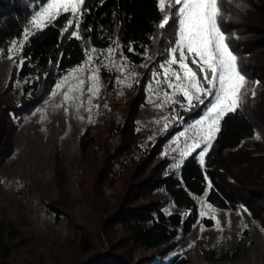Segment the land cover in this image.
Instances as JSON below:
<instances>
[{
	"label": "trees",
	"instance_id": "obj_1",
	"mask_svg": "<svg viewBox=\"0 0 264 264\" xmlns=\"http://www.w3.org/2000/svg\"><path fill=\"white\" fill-rule=\"evenodd\" d=\"M47 1L0 0V57L13 41L24 39L31 18ZM82 11L79 39L70 36L75 31V17L64 13L24 41L22 62L12 74L20 104L10 108L0 104V166L14 149L13 117L30 114L66 72L82 63L87 48H117L131 64L138 66L148 56L153 59L152 64L163 63L174 46L175 29L158 28L161 14L157 0H85ZM69 19L73 20V27L64 32ZM222 30L230 37V47L238 58L250 56L248 64L241 65L242 69L250 78L264 79V0L226 2ZM201 113L202 107L191 115ZM136 114L137 111L128 112L118 133L120 143L113 153L110 147H100L101 160L88 158L95 145L90 130L81 137L83 163L90 172L93 169L97 172L91 202L99 219L100 244L93 243L88 235L82 237V254H87V258L78 264H190L185 256H168L177 237L187 236L200 220L198 198L205 194L207 202L217 208L235 211L244 206L264 227V140L247 145L264 128V98L227 114L220 122L221 131L204 164L194 153L178 173L164 174L165 168L161 166L146 171L171 132L143 154L134 129ZM117 179L122 181V188L110 200L104 187ZM66 181V172L57 159L56 182L61 196L58 206H49L57 218L60 207L69 206L71 201ZM160 191L181 212H166ZM201 221L210 224L208 219ZM115 224H119L125 236L119 237ZM138 249L155 252L137 258ZM10 254L11 249L0 239V264H9ZM205 256L209 263L220 260L227 264L239 257L223 245L206 251Z\"/></svg>",
	"mask_w": 264,
	"mask_h": 264
},
{
	"label": "rangeland",
	"instance_id": "obj_2",
	"mask_svg": "<svg viewBox=\"0 0 264 264\" xmlns=\"http://www.w3.org/2000/svg\"><path fill=\"white\" fill-rule=\"evenodd\" d=\"M47 2L31 18L30 34L42 29L32 22ZM45 24H48L47 21ZM11 49L12 45L0 57V104L4 108L20 104L14 91L17 82L12 74L21 64L22 49L15 52ZM111 49L115 51L109 54L108 49L87 48L86 52L92 57L90 62L86 55L80 65L66 72L55 83L49 95L30 114L22 118L13 117L16 124L14 149L0 166V239L11 249L7 259L9 264H78L87 258V254H82V237L88 235L93 243L100 244L97 234L99 219L91 202L97 172L94 169L90 172L89 166L83 163L80 149L81 137L88 129L95 140L88 155L90 161L92 158L102 159L100 147H110L113 153L120 143L118 133L129 111H137L134 129L139 139L138 148L143 154L158 139L171 132L146 171L161 166L165 168L164 174L178 173L192 154L197 153L199 159L200 148L190 151L187 156L181 154L202 138L196 121L205 116L211 98L188 110L182 93L169 88L164 82L160 65L170 56L160 64H152L153 59L148 56L137 66L125 59L117 48ZM249 57L238 58L248 81L241 90L243 98L240 107L264 98V79L250 78L241 67L248 64ZM81 66L83 71L73 74V70ZM171 67L178 68V65ZM118 68L122 70L118 71ZM94 71L100 88L93 96L89 88L92 87L90 77ZM65 78L67 81L61 83ZM81 79L83 85L79 83ZM157 79L161 82L157 83ZM57 84H61L59 89ZM69 88L74 89L69 95L76 99L65 101L64 94ZM53 92L56 94L53 95ZM165 92L171 97L167 103ZM200 107L202 113L199 116L191 115ZM263 140L264 128H260L247 145ZM57 159L66 172V189L71 196L69 206L60 207L58 218L49 208L58 206L61 196L56 182ZM121 188L122 181L117 179L105 185V195L113 200V195ZM159 194L162 203L166 204L163 208L166 212H181L165 192L160 191ZM198 203L200 220L187 236L177 237L169 258L182 255L190 259V264H227L220 260L209 263L205 256L206 251L223 245L239 255L232 264H264V227L244 206L228 211L210 204L214 209L212 211L207 208L206 195L199 197ZM202 212L205 214L202 215ZM201 219H208L210 224ZM113 227L119 237L125 236L119 224ZM153 252L155 250L138 249L135 257L149 256Z\"/></svg>",
	"mask_w": 264,
	"mask_h": 264
},
{
	"label": "snow or ice",
	"instance_id": "obj_3",
	"mask_svg": "<svg viewBox=\"0 0 264 264\" xmlns=\"http://www.w3.org/2000/svg\"><path fill=\"white\" fill-rule=\"evenodd\" d=\"M226 2H230V0H157L158 11L161 14L158 28L161 30L169 27L175 29L172 41L174 46H171L169 51L170 58L160 65V68L163 69L164 82L169 88H174L182 93L187 100L188 110L198 104H204L206 98H211L205 116L196 121L202 138L181 154L187 156L190 151L200 148L198 155L201 164L204 163L207 149L212 146V141L221 131V120L227 114L237 111L241 106L243 98L241 90L248 84L238 64V57L230 47V37L222 30ZM84 3L85 0H48L47 6L37 14L32 23L37 28H43L46 26L45 21L51 24L62 14L71 13L75 17V31L71 32L70 36L79 39L80 17L83 15L82 6ZM73 23V20L69 19L68 25L63 31L68 32V29L73 27ZM29 35L30 33L26 30L24 40L20 42L19 48H17V42L13 41L11 50L15 52L22 49L24 41L28 39ZM129 50L131 51V49ZM92 51L94 52L95 49ZM108 51L111 54L115 49L110 48ZM86 55L90 62L91 55L87 52ZM172 65H178V68H172ZM117 70L122 69L118 68ZM82 71L83 66L74 69L73 74ZM153 76L156 77L157 73L154 72ZM90 79L92 87L89 88V92L94 96L100 88L99 78L95 71ZM66 81L67 78L61 83ZM156 82L160 83L161 81L157 79ZM79 83L83 85L84 81L81 79ZM128 86L131 87V84ZM60 87L61 84L56 85L57 89ZM73 90L69 88L68 92L64 94L65 101L76 99L69 95ZM55 94L56 92H53V95ZM252 94L255 95L254 90ZM169 99L171 97L165 92V103ZM89 104L91 105V98ZM157 107H161V105H157ZM257 138L259 139L260 136L258 135ZM201 144L204 145L203 148H201ZM208 188H211L210 182ZM207 208L214 211L210 204L207 205ZM217 225H219V221H217Z\"/></svg>",
	"mask_w": 264,
	"mask_h": 264
}]
</instances>
